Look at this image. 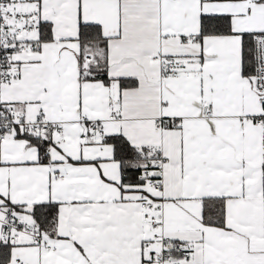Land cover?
I'll return each instance as SVG.
<instances>
[{
	"label": "snow or ice",
	"instance_id": "snow-or-ice-1",
	"mask_svg": "<svg viewBox=\"0 0 264 264\" xmlns=\"http://www.w3.org/2000/svg\"><path fill=\"white\" fill-rule=\"evenodd\" d=\"M0 264H264V0H0Z\"/></svg>",
	"mask_w": 264,
	"mask_h": 264
}]
</instances>
